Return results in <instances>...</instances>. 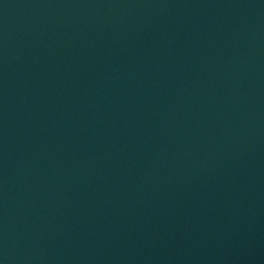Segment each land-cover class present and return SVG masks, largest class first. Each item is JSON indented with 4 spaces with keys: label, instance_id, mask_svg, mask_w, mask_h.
I'll list each match as a JSON object with an SVG mask.
<instances>
[{
    "label": "water",
    "instance_id": "water-1",
    "mask_svg": "<svg viewBox=\"0 0 264 264\" xmlns=\"http://www.w3.org/2000/svg\"><path fill=\"white\" fill-rule=\"evenodd\" d=\"M0 264H264V0H0Z\"/></svg>",
    "mask_w": 264,
    "mask_h": 264
}]
</instances>
